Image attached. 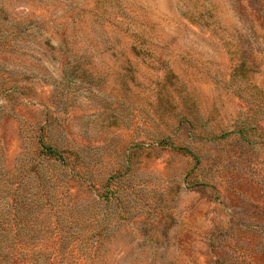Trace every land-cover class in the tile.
<instances>
[{"label":"rangeland","instance_id":"obj_1","mask_svg":"<svg viewBox=\"0 0 264 264\" xmlns=\"http://www.w3.org/2000/svg\"><path fill=\"white\" fill-rule=\"evenodd\" d=\"M46 121L76 187L11 226ZM0 208V264H264V0H0Z\"/></svg>","mask_w":264,"mask_h":264},{"label":"trees","instance_id":"obj_2","mask_svg":"<svg viewBox=\"0 0 264 264\" xmlns=\"http://www.w3.org/2000/svg\"><path fill=\"white\" fill-rule=\"evenodd\" d=\"M13 91L8 88L5 93L11 94ZM51 125L48 121L44 122L36 131V148L31 166L27 170L14 169L8 176L12 178L11 185L6 186L8 200L4 203L8 207L7 215H10L11 226H16L14 222L23 207L26 209V201L35 199L42 204V217L47 216L49 208H53L52 199L59 201V184L56 182L55 175L49 169L55 166L57 170L69 172L73 181V188L76 187L77 169L82 164L81 156L72 146L61 145L51 136ZM59 178V174H57ZM15 188L13 189V187ZM26 186H30L27 188ZM13 189V190H12ZM98 189V188H95ZM12 190V192H10ZM98 193H96V196ZM1 209V208H0ZM4 209V208H3ZM96 233L95 235H97ZM58 235V234H57ZM101 234L99 233L98 236ZM55 237V236H54ZM57 237V236H56ZM59 239L61 238L58 235ZM57 237V239H58ZM52 249L53 246L51 245ZM54 259L48 261L50 264ZM27 263V262H25Z\"/></svg>","mask_w":264,"mask_h":264}]
</instances>
